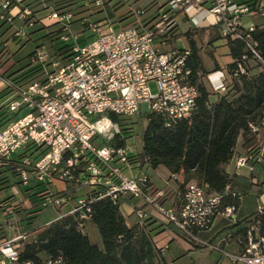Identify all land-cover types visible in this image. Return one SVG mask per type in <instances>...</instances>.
Here are the masks:
<instances>
[{
    "label": "built area",
    "instance_id": "2783aa9c",
    "mask_svg": "<svg viewBox=\"0 0 264 264\" xmlns=\"http://www.w3.org/2000/svg\"><path fill=\"white\" fill-rule=\"evenodd\" d=\"M103 1L94 0V3L100 5ZM162 3L147 24L141 18L143 10L128 4L136 24L120 29H115L106 19L93 22L83 17L78 20L80 29L76 31L71 26L73 15L55 10L39 19L44 25L59 24L61 40L70 43V49L66 58L55 59L44 47L37 48L30 60L44 67V80L13 92L6 103L7 111L17 116L0 126V165L10 161L18 149L21 151L14 157L19 182L13 188V199L8 206L0 207L1 222L8 231L0 237V264L16 261L18 249L28 236L29 229L19 224L13 209L24 195L23 187L32 181L43 184V209L56 210L69 201L71 192L67 184L84 191L67 213H75L79 219L89 217L90 203L96 197L109 198L120 206L133 199L131 214L141 224L153 218L149 208L190 239L219 250L232 264H264V201L255 207L242 250L228 251L200 240L193 229H209L216 215L235 221L237 211L233 205L222 206L219 194L208 193L207 186L196 181L186 183L183 191L166 203L167 191L150 181L144 171L147 164L129 161V156H137L139 152L125 145L110 144L120 132L111 114L127 117L142 110L146 116L162 115L168 125L190 116L194 110L198 90L188 81L190 69L186 62L190 49L164 48L177 27L179 14L192 9L190 19L199 16L195 24H208L211 21L206 16L212 15L222 37L243 40L260 59L249 40L256 25L244 24L242 17L264 16V0L249 3L164 0ZM12 8L16 9L15 13L11 12ZM15 18L21 23L14 26L12 36L19 39L34 24L32 11L23 0H0V19L12 22ZM84 31L94 38L79 43L78 35ZM244 72L242 63L237 62L232 74ZM226 79L225 69L208 71L202 77L208 91L215 95L226 92ZM150 82L155 84V92L150 90ZM250 128L257 139L255 149H246L236 157L235 164L252 171L255 165L264 163V117ZM54 180L63 181L66 188L54 191ZM95 187L99 188L96 196L88 195L86 191ZM13 229L16 234L12 236Z\"/></svg>",
    "mask_w": 264,
    "mask_h": 264
},
{
    "label": "trees",
    "instance_id": "16d2710c",
    "mask_svg": "<svg viewBox=\"0 0 264 264\" xmlns=\"http://www.w3.org/2000/svg\"><path fill=\"white\" fill-rule=\"evenodd\" d=\"M240 1L249 3L253 0ZM23 2L31 9L35 18L34 24L26 28L25 42L41 40L34 50L16 59V51L9 48V42L16 40L12 34L14 26L18 24L14 22L15 19L12 22L0 19V78L7 83L5 88L11 93L20 92L31 83L44 80V67L32 62L30 58L37 48L43 47L45 41L53 49L51 58L64 59L69 54L70 43L61 40L60 25H44L39 21L51 11L71 13L74 21L83 17L93 22L106 19L115 29H120L136 24L128 4L143 10L141 18L147 24L154 18L159 4H163L164 0H104L100 5H96L94 0ZM176 31L177 28L170 33V39L183 34L189 42L190 54L186 62L190 69L188 81L198 90L194 110L190 116L168 125L162 115L149 113L141 134V151L137 156H129V161L134 163L139 160L152 169L164 167L172 174L182 173L180 192L186 183L196 181L205 184L208 193L219 194L222 206L233 205L237 211L240 193L232 189V177L226 172L224 165L232 157L239 136L246 149H255L257 139L250 125L259 124L264 117V16L261 24L250 32L249 38L260 59L255 57L243 40L220 35L226 40L232 61L224 68L227 71V90L219 94L214 102L209 101L210 92L202 80L204 67L192 38V30L188 29L184 33ZM82 41L83 39L79 40ZM239 61L245 72L233 75ZM110 117L118 123L120 130L110 144L123 146L129 132L128 127L121 122L123 117L112 114ZM16 162L17 159L12 158L0 165V192L11 186L8 173L17 178L13 184L19 182ZM253 183L257 184L258 180ZM67 189L71 193L78 191L76 186L68 184ZM42 190V183L32 181L23 187L29 207L24 208L21 201L14 206L17 217L24 211L27 214L26 229L32 226V219L36 216L30 214L43 210ZM98 191L99 188L95 187L86 192L96 196ZM12 199V193L0 196V207L8 206ZM88 219L98 230L101 247L92 242L83 231L85 219H79L75 213L65 214L47 225L29 229L28 236L18 249L17 260L6 264H158L160 249L155 246L146 224L136 222L128 226L118 203H113L106 197H96L90 203ZM249 226L242 228L246 240ZM196 230L193 229L194 235ZM4 235L0 230V237Z\"/></svg>",
    "mask_w": 264,
    "mask_h": 264
},
{
    "label": "crops",
    "instance_id": "0c3cea01",
    "mask_svg": "<svg viewBox=\"0 0 264 264\" xmlns=\"http://www.w3.org/2000/svg\"><path fill=\"white\" fill-rule=\"evenodd\" d=\"M16 9L12 8L11 12L15 13ZM193 10L189 9L188 12H184L178 15L177 17V33H184L186 30H192V38L195 41L196 46L198 47V53L200 59L202 61V65L204 67V75L206 72L215 70V69H224L226 64L232 61V58L228 54V47L226 45V40L220 37L219 28L213 24V16L207 15L206 18L211 21L208 24L204 22H199L195 24L194 22L199 19V16L193 15V21L190 19L192 16ZM14 22L16 24L20 23L18 18H15ZM242 22L244 24H249L250 22L254 23L256 26L260 25L262 22V17L260 16H247L244 15L242 17ZM77 30V29H76ZM203 35V43L211 48L210 59L203 60L200 53L202 49L200 45L197 43V35ZM184 35L181 34L176 38L168 39L167 44L164 48H171L175 46H183L189 47V42L187 38L186 44H176L177 40H180V37ZM26 34L19 39L13 40L9 42V48L12 51H16L14 57L22 49L25 44ZM21 39V42L18 43V40ZM171 41L174 43L171 45ZM37 44L35 45V47ZM35 47L32 49L34 50ZM31 50V51H32ZM225 50V52H223ZM29 51V52H31ZM27 52V53H29ZM26 53V54H27ZM24 56V55H23ZM21 56V57H23ZM224 56V58H223ZM20 57V58H21ZM19 59V58H18ZM18 65V63H16ZM208 89V85H205ZM5 82L2 78H0V126L8 121V119L14 118L17 116V113H10L6 109V103L11 98L12 93L8 92L5 88ZM218 95L210 93L209 101L214 102L217 100ZM246 152V148L243 146L242 137L239 136L236 145L234 147V152L230 160L224 165L226 172L232 177V189L240 193V201L237 209V217L236 222L229 221L225 217L221 215H216L209 229H197L195 231L196 237L200 240L207 241L208 243H212L214 245L219 246L220 248H224L231 252H238L242 250L245 245V234L243 232V226H249L251 224L252 218L254 216L255 207L259 201H264V163L257 164L254 166L253 170L250 171L246 166H236L235 159L238 156L243 155ZM145 173L148 175L150 181L157 188H163L167 191V199L166 203H171L180 192V184L183 180L182 173L175 174V178H171L172 173H170L164 167H158L156 169H152L148 166L144 168ZM258 180V183H253ZM160 182L161 184H158ZM253 183V184H252ZM52 185H56L59 191H62L66 188V183L59 180H54ZM84 192L83 189L78 190L70 194H75L76 198ZM246 195H252L255 199V205H250L248 202L243 201V197ZM0 196H5L3 191L0 192ZM74 200V203H75ZM134 202L133 199H129L126 203L121 204L120 210L125 219V222L128 226H132L135 224L137 219L134 222H128L127 217L133 215L131 214V205L130 203ZM74 203H70L68 201L62 207H60L57 211L55 218L58 215H65L71 209ZM27 208V207H24ZM149 212L152 213L153 218L146 222V228L149 231V234L157 248L160 249V260L158 264H194L192 260H188L187 262L180 263L178 262V258L180 257V249L183 252H190L192 250H207L208 252H217L218 257L215 260L214 264H232L228 259L222 256L221 252L217 249H212L206 246H203L196 241L190 239L183 233L179 232L175 227L165 223L161 217L156 215L154 211L147 208ZM42 211V210H41ZM36 215L35 218L32 219V225H35V219L38 216V213L30 214ZM26 216L27 214L21 212L18 214L19 224L24 228L26 225ZM54 218V219H55ZM136 218V217H135ZM52 221V220H50ZM49 221H47L46 225ZM2 223V222H1ZM36 226V225H35ZM42 226V225H40ZM39 227V226H36ZM0 230L3 234L7 235V229L2 225L0 226ZM83 231L88 235L90 240L96 243L99 247L102 246V241L100 235L98 233L97 228L94 224H92L89 219H85L83 223ZM172 244H175L174 249L171 247ZM172 248V249H171ZM168 253V255H167ZM182 256V255H181Z\"/></svg>",
    "mask_w": 264,
    "mask_h": 264
},
{
    "label": "rangeland",
    "instance_id": "374dc122",
    "mask_svg": "<svg viewBox=\"0 0 264 264\" xmlns=\"http://www.w3.org/2000/svg\"><path fill=\"white\" fill-rule=\"evenodd\" d=\"M71 26H72L73 30L77 29L76 31H78L80 29V24L78 21H74ZM92 38H94V35H90L86 31L80 32L78 35V41L80 39H83V41L79 42V43H83V42L90 40ZM180 38H181L180 40L176 41V44L179 45V44H186L187 43V40L185 39L184 36L180 37ZM203 39H204L203 35H201V34L197 35V43L200 45V47L202 49V52L200 53V55L202 56L203 60H206V59H210L211 48L208 47L207 45H204ZM40 40L41 39L36 40V41L30 40V41L25 42L22 49L19 50V52L16 54L15 58L16 59L20 58L21 56L25 55L27 52L31 51L35 47V45L40 42ZM20 42H21V39L18 40V43H20ZM170 44L173 45L174 43L171 41ZM43 47L47 50V52L50 55H52L53 49L51 48L48 41L44 42ZM223 52H225V50ZM223 58H224V56H223ZM204 83H205V81H204ZM149 87H150V90L152 92L156 91V87H155V84L153 82L149 83ZM121 122L123 123V125L125 127H128V130H129L128 135L125 138L124 145L129 149L140 152L141 151V145H142L141 134H142V131L145 128L146 123H147L145 112H143L141 110L139 113L133 114L131 116L123 117ZM20 151L21 150L18 149L16 151V153H19ZM15 154L13 155V158L16 157L17 154L16 155ZM131 172L132 173L136 172V169L133 168ZM8 177H9V183L11 186L7 187L3 190V194L5 196H7L13 192V188L15 187V184H13V183L17 179L16 176L13 175L12 173H8ZM157 183L161 184L160 182H157ZM52 188L54 189V191H59V189H58V187H56V185H52ZM75 197H76L75 194L71 195V198L69 199L70 203H74ZM243 201L248 202L252 206L255 205V199L252 195L244 196ZM21 204L23 207H29V202H28L25 194L22 196ZM59 209L60 208H56V210H59ZM56 210L51 208V207H47V208L43 209L41 212L38 213V216L34 222L35 225L40 226V225L45 224L47 221L53 220L57 214ZM17 219H18V217H17ZM135 219L136 218L134 215L127 217V221L130 223L134 222ZM35 225L33 224L28 229L35 228L36 227ZM14 234H16V231L13 229V230H11L10 235L13 236ZM174 245L175 244L171 245V247H173V249L175 247ZM178 250L180 252V257L177 260L180 263L187 262L188 260H192L194 262V264H214L215 260L218 257L217 252H208L207 250H204V249L192 250L190 252L185 251L183 253L180 249H178ZM167 255H168V253H167Z\"/></svg>",
    "mask_w": 264,
    "mask_h": 264
}]
</instances>
